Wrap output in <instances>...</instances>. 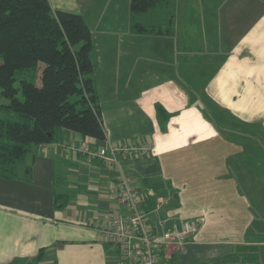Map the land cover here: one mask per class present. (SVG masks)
Masks as SVG:
<instances>
[{"label":"crops","instance_id":"crops-1","mask_svg":"<svg viewBox=\"0 0 264 264\" xmlns=\"http://www.w3.org/2000/svg\"><path fill=\"white\" fill-rule=\"evenodd\" d=\"M48 2L53 11L82 15L90 28L106 134L99 141L61 129L57 141L126 142L146 145L147 152L120 155L108 166L62 146L32 145L15 177L0 175V264H30L41 248L44 258L37 264H115L117 246L103 241L99 226L116 211L129 212L107 194L123 177L131 178L141 195L152 191L148 199L164 196L185 213L171 214L163 208L167 203L150 212L155 233L174 221L201 218L185 250L166 249L163 264H236L241 259L264 264V233L239 238L253 224L247 199L242 200L236 183L234 191L224 192L222 186L227 161L245 149L257 154L259 141L264 143V0H174L170 35L133 33L129 0ZM158 104L166 110L165 119L157 114ZM223 114L232 130L216 124ZM201 158L213 163L207 167H222L213 180L195 168ZM185 167L195 169L187 172L189 183L172 171ZM211 180L220 188L209 187ZM186 192L185 199L217 201L189 210L182 206ZM56 194L64 201L59 208ZM144 206L151 211L154 202ZM262 226L253 232L263 231Z\"/></svg>","mask_w":264,"mask_h":264},{"label":"trees","instance_id":"trees-1","mask_svg":"<svg viewBox=\"0 0 264 264\" xmlns=\"http://www.w3.org/2000/svg\"><path fill=\"white\" fill-rule=\"evenodd\" d=\"M173 6L174 0H129L131 31L170 35ZM92 48L91 31L82 15L53 11L48 0H0V97L8 100L0 103V113L6 115L0 117L1 176L15 177L30 147L57 141L61 129L99 141L106 138L93 78ZM39 63H43L39 86L17 76ZM156 111L165 119L162 105ZM221 117L224 114L216 124L232 130ZM62 198L56 194L57 208L64 204ZM44 252L39 249L30 264L42 261ZM236 264L251 262L241 259Z\"/></svg>","mask_w":264,"mask_h":264},{"label":"built area","instance_id":"built-area-1","mask_svg":"<svg viewBox=\"0 0 264 264\" xmlns=\"http://www.w3.org/2000/svg\"><path fill=\"white\" fill-rule=\"evenodd\" d=\"M40 144L62 146L67 151L80 153L88 160H100L108 166L116 163L120 155H140L147 152L146 145L133 146L126 142L95 145L60 140ZM107 194L118 208L129 211L127 214L116 211L108 224L99 226L103 241L117 246L119 254L115 264H163L166 249L174 248L183 252L188 238L198 230L201 218L194 217L174 221L162 233H155L150 223V212H159L168 200L164 196H156L153 209L146 210L143 205L154 194L149 191L141 195L131 178L123 177L108 188Z\"/></svg>","mask_w":264,"mask_h":264},{"label":"rangeland","instance_id":"rangeland-1","mask_svg":"<svg viewBox=\"0 0 264 264\" xmlns=\"http://www.w3.org/2000/svg\"><path fill=\"white\" fill-rule=\"evenodd\" d=\"M42 67H43V63H39L37 65V67L34 69L31 68V69H26V70L17 72V76H24L25 78H28L34 84L39 86L41 84L40 70ZM15 85L18 86L17 81L15 82ZM18 97L21 98L20 94H18ZM74 99H75L74 96H72L70 98L71 101H74ZM7 102H8V100L0 97V103H7ZM0 117H6V115L0 113ZM253 130H255L254 133L257 137V135H258L257 129H253ZM250 140L254 142V137L251 138ZM243 143H244V145H247L246 139L243 141ZM259 143H260V149H262V150H259L257 152V154H254V152L251 154L248 151H246V149H245V151L238 153L237 159L233 158L232 160H230V162L227 161V164H229L227 167L228 177H227V179L225 177V181H223V183H222V186L225 187V190L222 189V190H224V192H226V190L232 191V189L234 191V185L236 183L237 189L242 194V200L244 201L245 198L247 199L246 200L247 206L245 208L252 215L251 221L253 222V224H251V226H249L248 231H246L247 227H244L243 232L245 234H242V235L239 234V238H243V239H248L247 238L248 235H251L252 233H254V234L264 233V230L259 231V232H253L254 227L256 228V225H261V226L263 225L262 228L264 227V143L262 141H259ZM225 147H226V148H224L225 154H228V151L230 150V146L226 144ZM217 158L220 160L221 155H219V157H217ZM209 163H211V162H207L206 159L201 158L200 161H196L195 168L201 171V175H202V172L207 177L210 174V178H212V180H213L216 175L221 173L222 167H220V164H218L216 167L210 168V165H209V167L206 166ZM211 164H213V163H211ZM172 171L177 173L178 176L186 177L185 181L189 183V176H191V175H189L187 172L193 173L195 171V169H192V168L188 169L185 167V168H174V169H172ZM196 175H198V171H197ZM230 178L232 180H230ZM199 179H203V178L195 176V180H199ZM212 180H211V183L209 184V187L220 188V184L212 183ZM215 181H218V179H215ZM193 182H194V179H193ZM184 187H186L185 184L182 185V188H184ZM191 187H192V185H191ZM200 187H201V189L204 188V184L201 186L199 185V188ZM205 187H208V185H205ZM189 190H190V188H189ZM256 192H258L259 195H261V196L258 195L257 200H254V196H257V195H255ZM188 194L189 193L186 192V195L184 197V204L182 206L184 208V205H185L186 209L188 207L189 210H192L196 203L199 205L200 204L203 205L204 202H206V203L212 202L213 203V202L217 201V200L213 199L211 201L204 200V202H203L202 200L193 201V200L185 199V198H187ZM167 204H168V201H167ZM167 204L163 208H165V210H167L171 214H175V216L176 215L177 216H183L185 214L182 211V209L179 210V207H176L173 204H168V205ZM242 229H243V226H242L240 231H242Z\"/></svg>","mask_w":264,"mask_h":264}]
</instances>
